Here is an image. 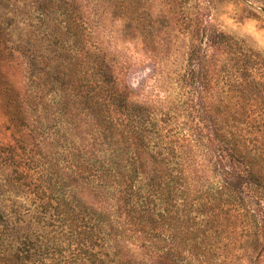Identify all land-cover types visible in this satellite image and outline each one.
<instances>
[{"label": "trees", "instance_id": "16d2710c", "mask_svg": "<svg viewBox=\"0 0 264 264\" xmlns=\"http://www.w3.org/2000/svg\"><path fill=\"white\" fill-rule=\"evenodd\" d=\"M155 2H114L119 35L160 66L162 97L138 100L90 15L52 0L74 168L66 197L51 186L55 245L67 264H264V56L220 28L210 0ZM21 228L0 210V264H56L34 252L46 243L24 251Z\"/></svg>", "mask_w": 264, "mask_h": 264}, {"label": "rangeland", "instance_id": "374dc122", "mask_svg": "<svg viewBox=\"0 0 264 264\" xmlns=\"http://www.w3.org/2000/svg\"><path fill=\"white\" fill-rule=\"evenodd\" d=\"M75 1L90 15L88 22L94 21L95 37L102 42L97 41L98 46L101 43L126 68V80L137 99L161 98L158 62L147 61L139 45L119 35L125 25L118 20L123 12L117 9V0ZM210 7L209 14L224 32L264 56V0H210ZM55 14L52 0H0V210L22 225L18 236L27 240L24 251L46 243L34 252L56 253V264H67L71 261L67 243L55 245L62 239L54 232L61 233L63 225L53 218L50 204L59 190L51 187L52 182L63 180L59 191L66 197L65 183L74 171L63 103L66 79L62 69L55 75L49 60ZM9 27L15 31L7 38Z\"/></svg>", "mask_w": 264, "mask_h": 264}]
</instances>
